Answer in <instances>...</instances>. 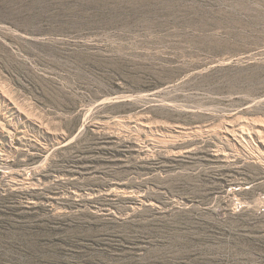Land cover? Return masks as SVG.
I'll list each match as a JSON object with an SVG mask.
<instances>
[{
  "label": "rangeland",
  "instance_id": "1",
  "mask_svg": "<svg viewBox=\"0 0 264 264\" xmlns=\"http://www.w3.org/2000/svg\"><path fill=\"white\" fill-rule=\"evenodd\" d=\"M0 264H264V0H0Z\"/></svg>",
  "mask_w": 264,
  "mask_h": 264
},
{
  "label": "trees",
  "instance_id": "2",
  "mask_svg": "<svg viewBox=\"0 0 264 264\" xmlns=\"http://www.w3.org/2000/svg\"><path fill=\"white\" fill-rule=\"evenodd\" d=\"M122 104H125L124 102H117L110 104L111 106H121ZM165 110H169V108H165ZM199 116V118H194L193 120L190 119V117L186 119L176 118L175 116L165 114L162 115V117H166L168 120H175L178 121H200L204 117V114H196ZM80 123V118L77 117L75 120L74 126L71 130L70 134L75 133L74 140L69 143L65 148L67 150H72V147H79L81 148V151L76 149L75 152L71 151L69 153L68 159L65 161V167H72L71 165H80L79 167H87V169H91L88 173H81L84 177V181L87 179H95V180H104L106 177V174L108 172H105L103 168H100L102 166L109 167L111 164L119 163V162H127L129 163L126 166L118 168L122 172L123 177H127L129 181L133 182V180H136L140 178L142 175H149V177L155 176L157 173H153V168H159V172H168L172 169H179L180 167L187 168V173L185 175L191 176L192 174V168L189 166V164L185 163H179L178 159L180 156H168L164 158L167 160L170 164L162 165L159 163H155L158 159L153 160H143V161H137L135 162V158L131 157V153L127 148H125V141H122L120 139L112 138L109 139L107 142H96V141H89L85 142L88 136H99L96 133H93L90 127L83 128L82 130H78V125ZM196 152V151H194ZM130 161H132L130 163ZM144 165H141L143 164ZM149 163L151 165L156 164L155 166H147L146 164ZM70 165V166H69ZM91 167H97L96 170L92 171ZM62 171L66 173H72L73 170L70 168H64ZM109 175V174H108ZM140 182V181H137Z\"/></svg>",
  "mask_w": 264,
  "mask_h": 264
}]
</instances>
